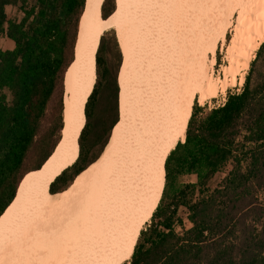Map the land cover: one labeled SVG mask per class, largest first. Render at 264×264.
Segmentation results:
<instances>
[{"label": "trees", "instance_id": "trees-1", "mask_svg": "<svg viewBox=\"0 0 264 264\" xmlns=\"http://www.w3.org/2000/svg\"><path fill=\"white\" fill-rule=\"evenodd\" d=\"M85 5L86 0H0V38L14 43L0 46V215L24 175L43 164L62 136L66 72L75 59ZM8 6L21 17L11 16ZM115 7V0H104L103 16ZM257 47L239 91L228 90L214 107L195 100L184 139L166 157L158 205L130 258L119 264H264V37ZM96 62L79 155L51 183L53 193L69 187L100 156L119 120L122 52L114 30L101 36ZM121 104L120 92V109ZM110 108L115 116L105 141L89 157Z\"/></svg>", "mask_w": 264, "mask_h": 264}, {"label": "bare ground", "instance_id": "bare-ground-1", "mask_svg": "<svg viewBox=\"0 0 264 264\" xmlns=\"http://www.w3.org/2000/svg\"><path fill=\"white\" fill-rule=\"evenodd\" d=\"M102 3L86 0L65 78L64 136L26 173L0 215V248L8 244L3 264H119L128 258L161 198L166 157L184 139L196 96L204 101L244 83L243 69L264 37V0H128L109 19L102 17ZM141 16L148 19L151 44L140 57L136 102H122L99 158L69 187L51 192L50 184L78 157L101 36L110 27L124 32ZM225 41L229 63L217 71L218 44Z\"/></svg>", "mask_w": 264, "mask_h": 264}, {"label": "rangeland", "instance_id": "rangeland-1", "mask_svg": "<svg viewBox=\"0 0 264 264\" xmlns=\"http://www.w3.org/2000/svg\"><path fill=\"white\" fill-rule=\"evenodd\" d=\"M127 4H128V0H116L115 10L106 19H109V18L113 17L114 15H119L121 10ZM7 10L11 16L19 17V18L21 17V13L18 12L15 7L8 6ZM141 17H139V19L137 21H132L126 27L124 32H122L121 29L115 28V27H110L106 30V31H108V30H114L115 31L116 36H117V40H118V43H119V46H120V49L122 52V62H121V65L119 67L118 75H117L118 85H119V98H118V101H119V119H120V110H121L120 109V92L122 94V102L126 98L130 102H136L135 99L139 95V86L137 84L139 82V80L137 82V76L138 75L140 76V74H139L140 57L145 58V56H147V53H148V50H149V47L151 44L150 37H149L148 19L146 17H142V18ZM232 20L235 21V16L233 17ZM231 34H232L231 29H229L227 32V37H226L227 41H228V39H230ZM109 37H110V35H109ZM227 41H225V43L223 45L221 43L218 44L217 53H216L217 54L216 55L217 61L215 64V70H217V71L221 68V66L229 63L228 58L225 57V55H227L226 46H225ZM0 46L3 49L12 48L14 46V43L11 39H9L7 36L4 35L0 38ZM221 49H223V50H221ZM255 56H256V53H255ZM209 59H211V56L209 57ZM250 63L248 64V66H246V68L243 69L246 72V74L248 73V70L250 68V66H249ZM243 70H241V71H243ZM238 76H240V72L238 73ZM242 85H243V83H241V82L229 84L227 91L225 93L220 92L217 96L208 98L206 101H204L205 103H203V104H207L209 107L218 106L225 101L228 90L239 91L241 89ZM198 98H199V96H196L195 100H198V103L201 104L200 103L201 101L199 100L200 98L199 99ZM203 104H201V105H203ZM114 116H115V111L112 108H110L107 111L106 116L103 118L105 120L102 121V123H100L99 130L101 132V135L99 136V139L96 141V143L94 145L91 144L90 151H89V157H92L93 155L99 153V151L101 150V146L104 143L106 135H107L108 125L110 124V121L113 119ZM116 128H117V124H116L115 129ZM114 130H112L108 142H110V139H111V136H112V133L114 132ZM181 139H183V138H181ZM91 140H93L92 135L90 136V141ZM108 142H107V144H108ZM107 144L105 145V147L107 146ZM104 148H103V150H104ZM103 150H102V152H103ZM78 155H79V149H78ZM34 162H35V159L32 158L29 161L28 165L30 166V164H33ZM50 186H51V184H50ZM50 186H49V190H50ZM262 198L264 199V194H262ZM149 221H147V222H149ZM147 222L143 225V227H145ZM6 249H8V244H6L2 248H0V251H1L0 252V264H3L2 263V259H3V255H4L3 252H5ZM129 258L130 257H128L126 259L128 260Z\"/></svg>", "mask_w": 264, "mask_h": 264}, {"label": "water", "instance_id": "water-1", "mask_svg": "<svg viewBox=\"0 0 264 264\" xmlns=\"http://www.w3.org/2000/svg\"><path fill=\"white\" fill-rule=\"evenodd\" d=\"M85 8H86V5H85ZM84 11H85V9H84ZM83 14H84V12H83ZM81 18H82V17H81ZM80 24H81V20H80ZM79 28H80V27H79ZM100 39H101V38H100ZM99 44H100V43H99ZM76 45H77V44H76ZM98 48H99V47H98ZM75 54H76V47H75ZM96 55H97V54H96ZM74 60H75V59H74ZM96 67H97V62H96ZM66 73H67V72H66ZM90 95H91V94H90ZM88 99H89V97H88ZM87 101H88V100H87ZM86 104H87V102H86ZM118 106H119V101H118ZM85 109H86V105H85ZM85 115H86V113H85ZM86 121H87V117H86ZM85 124H86V122H85ZM84 126H85V125H84ZM114 126H115V125H114ZM64 128H65V123H64V127H63V129H62V136H61L59 142L57 143L56 147L58 146V144L60 143V141L62 140V138H63V136H64ZM83 128H84V127H83ZM83 128H82V130H83ZM82 130L80 131V134H79V136H78V143H79V139H80V135H81ZM56 147L54 148V150L56 149ZM54 150H53V152H54ZM53 152H52V153H53ZM52 153H51V154H52ZM51 154H50V155H51ZM50 155H49V156H50ZM49 156H48V158H49ZM46 160H47V159H46ZM44 162H45V161H44ZM65 169H66V168H65ZM25 175H26V174H25ZM25 175H24V176H25ZM23 178H24V177H23ZM23 178H22V179H23ZM21 181H22V180H21ZM21 181H20V183H21ZM20 183H19V185H18V188H17V191H16L15 196L17 195V192H18V189H19ZM15 196H14V198H15ZM14 198H13V199H14ZM11 202H12V201H11ZM11 202H10V203H11ZM10 203H9V204H10ZM6 208H7V207H6ZM3 212H4V211H3Z\"/></svg>", "mask_w": 264, "mask_h": 264}, {"label": "flooded vegetation", "instance_id": "flooded-vegetation-1", "mask_svg": "<svg viewBox=\"0 0 264 264\" xmlns=\"http://www.w3.org/2000/svg\"><path fill=\"white\" fill-rule=\"evenodd\" d=\"M104 1V0H103ZM115 5H116V0H115ZM116 8V7H115ZM101 13H102V11H101ZM102 17L104 18V19H106V18H108V16L107 17H105V16H103V14H102ZM96 83V82H95Z\"/></svg>", "mask_w": 264, "mask_h": 264}]
</instances>
